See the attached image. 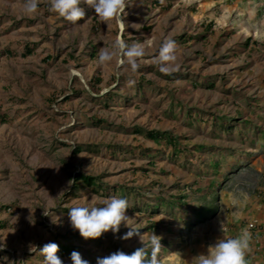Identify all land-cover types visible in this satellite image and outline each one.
Masks as SVG:
<instances>
[{
  "label": "rangeland",
  "instance_id": "374dc122",
  "mask_svg": "<svg viewBox=\"0 0 264 264\" xmlns=\"http://www.w3.org/2000/svg\"><path fill=\"white\" fill-rule=\"evenodd\" d=\"M24 2L0 0V264H42L40 247L78 232L72 207L111 197L128 201L144 240L161 237L160 264H194L245 230L248 264H264V0H127L122 27L83 2L75 25L48 0L26 16ZM117 37L144 44L136 73L97 64ZM166 39L176 42L171 75L154 63ZM77 172L102 186L74 188ZM201 206L216 210L196 221ZM130 230L81 237V257L131 254L143 245L121 238Z\"/></svg>",
  "mask_w": 264,
  "mask_h": 264
},
{
  "label": "clouds",
  "instance_id": "9594fccd",
  "mask_svg": "<svg viewBox=\"0 0 264 264\" xmlns=\"http://www.w3.org/2000/svg\"><path fill=\"white\" fill-rule=\"evenodd\" d=\"M82 2L94 9L101 23L108 25L115 21L123 26L122 17L128 5L127 0H48V10L75 25L85 16L84 9L79 6ZM39 3L40 0H25L24 14L29 17L34 16ZM145 54L144 44L128 45L117 37L111 48L105 47L100 50L97 64L103 67L116 60L121 65L129 66L131 71L136 73L141 67V59ZM176 61V42L172 39L164 40L154 63L161 73L171 75L179 71ZM129 84H134V81H129ZM102 203L103 207H72L68 213L71 228L87 240L100 238L109 231L116 234L123 224L131 230L121 238L128 240L134 235L139 236L143 246L131 254L118 250L109 256L98 257L96 264H160L158 256L163 247L161 237L152 233L147 240H144L143 235L129 225L130 218L126 215L129 209L128 201L124 198L111 197ZM251 240V233L247 230L234 238H219L208 246L206 254H199L193 258L194 264H248L246 255L250 251ZM34 248L36 247L30 246L29 250L33 251ZM58 250L59 246L52 242L40 247V255L44 258L42 264H63L57 255ZM70 260L72 264H89V261L83 259L76 251L70 254Z\"/></svg>",
  "mask_w": 264,
  "mask_h": 264
},
{
  "label": "trees",
  "instance_id": "16d2710c",
  "mask_svg": "<svg viewBox=\"0 0 264 264\" xmlns=\"http://www.w3.org/2000/svg\"><path fill=\"white\" fill-rule=\"evenodd\" d=\"M156 5H160V2L155 3ZM249 42V41H248ZM33 48L31 46H26L25 51L23 52V56H27L33 53ZM234 119H231L230 121H233ZM226 126V125H225ZM233 126H235L234 122H229L227 124V128L232 129ZM148 136L152 139H159L161 137H167L166 132H159L157 130H150L148 131ZM82 149L81 146L75 147L73 150L74 153L80 152ZM74 183L73 187L76 189H81L83 185H89V186H95L97 188H100L102 184L98 181V178L96 176L88 175L85 173L77 172L74 177H73ZM117 191V189H115ZM163 199V198H162ZM4 207H8L7 205H4ZM205 206H201L195 211V219L196 221H202L210 215V213L214 212L216 210V207H211L207 210H205ZM158 212L157 207H151V214L155 215ZM0 225L4 226V223H0ZM156 223H151V225L148 227L151 230L156 229ZM65 238L63 240H55L52 243H56L59 246V250L57 252V255L60 257L64 256H70V254L73 251L79 252L81 250V244H76V241L79 240L82 243L81 236L79 232H73L71 236H64ZM88 240H93V239H88Z\"/></svg>",
  "mask_w": 264,
  "mask_h": 264
},
{
  "label": "built area",
  "instance_id": "2783aa9c",
  "mask_svg": "<svg viewBox=\"0 0 264 264\" xmlns=\"http://www.w3.org/2000/svg\"><path fill=\"white\" fill-rule=\"evenodd\" d=\"M254 226V224H251V227H253Z\"/></svg>",
  "mask_w": 264,
  "mask_h": 264
}]
</instances>
